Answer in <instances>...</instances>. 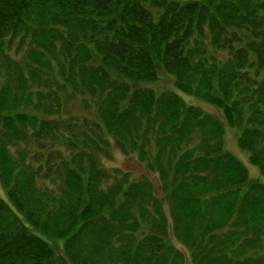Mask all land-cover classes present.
I'll use <instances>...</instances> for the list:
<instances>
[{
	"label": "trees",
	"instance_id": "obj_1",
	"mask_svg": "<svg viewBox=\"0 0 264 264\" xmlns=\"http://www.w3.org/2000/svg\"><path fill=\"white\" fill-rule=\"evenodd\" d=\"M0 186V264H264V0H0Z\"/></svg>",
	"mask_w": 264,
	"mask_h": 264
},
{
	"label": "rangeland",
	"instance_id": "obj_2",
	"mask_svg": "<svg viewBox=\"0 0 264 264\" xmlns=\"http://www.w3.org/2000/svg\"><path fill=\"white\" fill-rule=\"evenodd\" d=\"M154 86L155 88H157L156 90L163 91L166 89H170L171 91L177 92V90L172 85L171 79L168 76H163V80L154 84ZM178 93L182 97L184 102H186L188 105L200 107L205 112L210 113L221 120H224L222 112L218 108L204 101L198 100L192 96H188L187 94H184L182 92ZM237 140V131L225 123L224 144L226 151L236 155L247 166L253 179L263 180L259 170L250 163L248 154L245 151H242L239 147ZM105 164L110 168H118L130 172L135 178H140L141 175L145 173L144 166L137 160L136 157L124 155L118 150H115L113 157L111 159H107ZM0 194L3 195L1 186ZM187 264L191 263L188 262Z\"/></svg>",
	"mask_w": 264,
	"mask_h": 264
}]
</instances>
